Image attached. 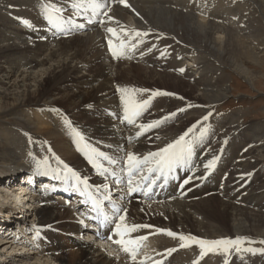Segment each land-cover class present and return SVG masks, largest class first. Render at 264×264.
I'll use <instances>...</instances> for the list:
<instances>
[{"label":"bare ground","instance_id":"obj_1","mask_svg":"<svg viewBox=\"0 0 264 264\" xmlns=\"http://www.w3.org/2000/svg\"><path fill=\"white\" fill-rule=\"evenodd\" d=\"M44 1L66 7L63 0H0V116L21 121L17 126L5 121L6 127L0 131V264H141L131 261L130 254L123 255L129 262L118 260L117 252L109 254L100 244L82 240L73 208L56 200L60 196L49 197L38 205L29 199L36 197L38 201L39 190L19 188L23 183L15 176L25 168L36 171L40 164L36 155L46 150L58 163L63 158L82 176L102 184L100 170L80 152L77 140L69 138L67 120L61 114L73 118L94 148L112 145L113 155L123 162L129 153L143 159L145 152H158L186 132L195 139L194 144L185 136L192 154L176 166L177 176L173 169L171 180L181 193L189 189L190 194L181 197L170 184L158 198L164 199L162 203L130 201L120 209L119 214L126 209L128 225L151 226L132 233L150 234L143 242L156 247L140 254L143 264H178L169 253H179V264H221L208 253L201 257V249L194 253L198 245L177 250V243H183L179 236L156 231L161 228L205 240L241 238L240 247L248 245L254 251L231 249L229 264H264V247L258 245L259 240L256 242L264 239V160L260 157L264 156V140L256 141L262 128L252 125L246 132L247 125H236L229 116L213 118L211 112L231 92L230 85L222 84L220 66L232 68L249 84L259 82L254 69L264 68V53L256 54L258 48L253 47L252 52L247 43L264 45V0H128L133 7L118 9L114 7L120 0H106L105 8L114 5L106 21L74 34H69L71 26L63 19L57 20L58 28L41 18ZM74 2L67 9L77 13L80 9L73 7ZM104 11L94 15L91 9L86 10L97 24ZM61 14L57 15L61 18ZM100 26L106 31L117 26L133 32L131 35L146 33L151 52L146 51L148 48L137 50L140 57L130 64L112 61ZM197 51L212 59L204 56L192 67V60L188 65L177 60L193 56L197 63ZM120 89H128L137 101L157 91L167 94L156 113L144 110L136 126L130 128L122 116L123 100L117 97ZM110 112L116 115L110 116ZM153 121H162L153 127L156 131L150 128L138 135L141 124ZM32 134L47 136L48 143L43 144ZM153 135L157 140L154 145L146 140ZM213 160L214 165L206 168ZM13 179L17 181L15 187L10 184ZM185 180L189 182L185 184ZM117 193L125 196L121 189ZM120 196L115 197L116 201ZM21 205L32 211V223L37 221L43 228L41 236L51 229L62 233L45 238L44 245L36 248L41 237L31 242L28 239L36 231H30L31 221L25 219ZM16 229L18 236L6 237ZM66 246L70 249L65 250Z\"/></svg>","mask_w":264,"mask_h":264},{"label":"snow or ice","instance_id":"obj_2","mask_svg":"<svg viewBox=\"0 0 264 264\" xmlns=\"http://www.w3.org/2000/svg\"><path fill=\"white\" fill-rule=\"evenodd\" d=\"M85 3L88 4L89 7H91L93 14H97V11L100 9H103L105 7V4L103 3V0H75L73 3V7L77 10L84 7ZM120 3L127 5V0H120ZM46 12L48 14L49 22L53 24L54 27H60V25L57 23V20L60 19V17L57 15L62 12L61 8L56 7L54 4L52 5H45ZM107 16V12L103 13ZM111 20L112 17H109ZM27 24L28 22L25 21ZM107 31L109 33H112L113 36H116V30L113 28H108ZM146 35V33H140L135 32V36L140 37ZM142 42V41H141ZM109 47L112 51V55L114 57H121L124 54V49L128 46L130 47H136V45H126L124 41H121L119 45L113 43L112 40H109ZM180 71H184L183 69H180ZM122 92V100L124 103V120L127 121L130 124L135 123L136 119L140 117L142 112L148 107L150 104L149 100H142L137 101L133 95L129 93L128 89H120ZM141 91H147V90H141ZM167 93H161L159 91L153 93L154 96L156 95H166ZM207 119V117H205ZM162 123V121H153L149 124H141L139 127L141 128V132L138 133V135H142L143 132L149 130L150 128L158 126V124ZM191 131V129H189ZM73 132L75 136L78 138V141L83 142L84 137L80 134V132L73 129ZM187 132L180 136L177 140H175L173 143L168 144L166 147L161 148L158 152L155 153H149V157H151L155 162V169L149 168V171L158 170L161 173H165V170L171 171L173 170L177 165L185 163L187 158L191 157L192 154V146L189 142L185 140V136H187ZM83 150H85V154L88 156V159L90 162H95L96 157H103L104 159H109L103 152H98L97 149L91 148L88 144H83ZM149 157H144L143 159L138 158L134 154L129 153L127 157V163H128V176H129V185L131 186L133 184V172L139 170V166L144 163H148ZM44 163H47V160L44 161ZM215 161H210L207 165H205L206 168H211L214 165ZM99 167V166H98ZM65 168L68 172H72L70 168H67L65 165ZM106 171V170H105ZM103 175V172L100 173ZM73 177L78 183H83L85 187L88 186L87 180H81V178L76 174L72 173ZM142 179H146V177H142ZM189 181L185 180L184 183L187 184ZM152 184L155 183V180L151 182ZM130 191H136L137 189L135 187H130ZM148 191H151V187H149ZM147 194V193H145ZM109 197H105V199H108ZM92 200V207L93 210L98 213L97 216L91 217V219H95L98 221V226L100 228L113 223L112 218L104 212H101V202L96 200L94 197H90ZM120 209L118 207L113 209V215L119 214ZM126 220V211L124 215H119L118 219L115 221V228H114V234L118 237L114 242L121 245L123 251L126 253H129L131 258L135 261L137 252L139 250V247L141 246V242L145 239H147L146 236H137L133 237L132 233L138 232L139 229L142 228H149L150 225H128L125 223ZM157 232H164L170 237H176L177 234L166 229H157ZM97 234L103 239L105 238L99 231ZM107 239H112V237H107ZM179 239L183 242L181 244V247H188L190 245H198L201 249L200 256L203 257L208 252H224L228 253L231 249H235L236 252L241 251H248L252 252L254 249L246 248L242 249L240 245L242 244L241 238L236 239H217V240H205V239H199L195 236H184L180 235ZM260 243H264V241H260ZM174 251V249L169 250ZM143 264V262H141ZM194 264H198V262H194Z\"/></svg>","mask_w":264,"mask_h":264},{"label":"rangeland","instance_id":"obj_3","mask_svg":"<svg viewBox=\"0 0 264 264\" xmlns=\"http://www.w3.org/2000/svg\"><path fill=\"white\" fill-rule=\"evenodd\" d=\"M255 45H256V47H255ZM247 46L250 50L252 49V47H253V49L258 48L256 50V54L264 53V45H259V44H256L255 42L254 43L248 42ZM195 55H196L195 57H196L197 63L193 64L191 62L192 65H196L199 63V61L201 59H205L204 56L206 57V59H212L211 57H209V55L203 54V53L201 54V52L199 53L198 51L195 53ZM246 58L247 57H245V59ZM129 61L130 60H125L122 63H129L130 64ZM248 61L250 62L251 60H248ZM191 63L189 62L190 66L192 67ZM215 65L217 66L218 64L215 63ZM251 65L255 66V62H252ZM220 68H221V70L219 71V75L222 77V80H223L222 84H224V86L230 85L231 86V88H230L231 92H230V94H228L225 97L224 100H222L218 103L219 104L218 106H215L213 109H211L212 110L211 111L212 117L215 118V116H216V118H218V115H220L219 117H228L229 116L228 118H230L232 120L231 121L232 123L239 125V126L247 125L246 128L244 129V130H246V132H248V129L252 125L253 126L259 125V126H261L262 131L260 133V137L256 138V141H259L260 138L262 140H264V125H263V123H264V68L263 69H260V68L254 69L257 72L256 77H257V79H259V82L257 84H254V85L252 82H251V84H249L248 82H245L243 79H241L239 74L235 73L232 68H230L228 66H220ZM5 69H8V68L5 66ZM83 73L87 74V75L89 74L88 71H83ZM261 79H262V81H261ZM230 86H228V87H230ZM213 115H215V116H213ZM16 119H15V117H6V118L3 117L2 118L0 116V131L6 127L5 126L6 122L14 123V124H16V126L20 125L21 121L19 119H17V120ZM8 125H10V124H8ZM152 130L156 131L154 128ZM31 136L33 138H37L39 141H42L43 144L48 143L47 142V140H48L47 136L42 137V136H38L36 134H32ZM155 137H156V135L148 136L146 140L150 141V144L154 145L157 143V140L155 139ZM152 139H154V141H152ZM160 142H161V140L159 138L158 143H160ZM156 149H158V148H156ZM156 149H154V150H156ZM260 157H262V159L264 160V156L261 155ZM15 185H16V183L13 184V187H15ZM17 189H16V193L19 194L21 190H17ZM14 200L18 201L19 199H14ZM192 200L198 201L195 199H192ZM23 203H21V204H23ZM21 210H22L23 214L26 215L25 218L32 221V219L34 218L33 214L31 215L32 211L31 210L28 211V209H26L23 206H21ZM199 219L201 220L202 218H199ZM6 231L8 232L9 230H6ZM16 231H18V230L16 229ZM9 232H12V231H9ZM1 233L4 234V231ZM9 236H11V233H10V235H7L6 237H9ZM258 240H259L258 245L264 247V243H260V241H264V239L258 238L256 240V242ZM64 248H65V250H67V248L70 249L67 246ZM19 249L20 248H18V250ZM17 254H18V252H17ZM19 254H26V253L24 252V253H19Z\"/></svg>","mask_w":264,"mask_h":264}]
</instances>
